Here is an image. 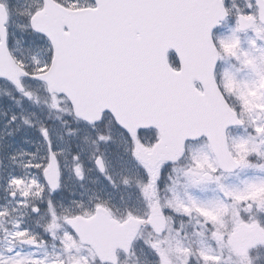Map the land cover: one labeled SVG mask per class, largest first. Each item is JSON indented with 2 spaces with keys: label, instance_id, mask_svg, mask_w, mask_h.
Wrapping results in <instances>:
<instances>
[{
  "label": "snow or ice",
  "instance_id": "1",
  "mask_svg": "<svg viewBox=\"0 0 264 264\" xmlns=\"http://www.w3.org/2000/svg\"><path fill=\"white\" fill-rule=\"evenodd\" d=\"M23 15L29 50L46 44V57H34L31 65L16 58L12 50L18 38L5 20L0 60L14 72L0 68V83L28 100L32 93L24 84H44L48 107L69 117L62 126L73 141L54 148L42 126L43 155L27 154L26 171L19 175L0 173V217L21 208L28 217L4 229L0 264H49L47 252L40 251L49 241L56 249L51 264H116L117 249L123 256L137 248L149 264H170L173 240L183 264H221V256L182 245L186 221L198 218L204 234L220 245L229 235L264 233L258 219L264 216V196L251 195L264 192V65L258 67L240 50L236 36L251 31L250 47L264 60V48H257V42L264 45V0H243V6L236 0H39ZM229 18L235 22L231 37L214 42L212 30ZM170 52L178 68L171 66ZM222 57L256 72V83L241 86L230 75L217 82ZM79 129L85 132L83 143L74 139ZM231 129L247 135L232 137ZM106 131L123 139V155L109 151ZM66 171L82 189L70 198L61 195ZM92 171L99 189L87 196L83 181ZM236 171L253 173L242 190L221 183ZM205 185H216L221 196L200 201L192 193ZM121 186L135 203L117 214L119 204L99 193ZM229 213L233 231L225 234L220 229ZM176 221L181 230L173 227ZM145 232L149 239H143Z\"/></svg>",
  "mask_w": 264,
  "mask_h": 264
},
{
  "label": "flooded vegetation",
  "instance_id": "2",
  "mask_svg": "<svg viewBox=\"0 0 264 264\" xmlns=\"http://www.w3.org/2000/svg\"><path fill=\"white\" fill-rule=\"evenodd\" d=\"M38 2L39 0H0V6L2 7L4 16L2 17V14H0V23L2 18H4L3 22L7 20L12 30L15 31L18 40L15 43L12 51L13 55L18 59H20V57H44L47 54L46 44H42L39 47H32L31 50H29L23 30V24L25 22V17L23 14L35 8ZM236 3L240 6H243V0H236ZM234 27V20L229 18L227 22L222 24L220 28L214 31V42L216 39H225V37L229 38L232 35V29ZM236 36L240 42V50L242 52L250 51V54L254 58L259 59L258 54L260 52L250 47L249 44V41L254 39L253 33L251 31L239 32L236 33ZM257 48H264V45H261L259 42H257ZM228 59L229 64L234 68L243 69L238 60L230 57H228ZM28 64L29 63L25 65ZM0 85L2 87L0 88V173L7 175L9 172H11L14 175H19L20 172L26 171L25 165L30 159L29 155H43V139L38 131V129L42 126L48 128L53 140L54 148H64L69 141H73V137L66 134L67 129L65 127L60 129L59 127V125H62L63 122L69 120V118L58 120L57 117L59 116L55 114L53 110H51L50 113H46L42 109V106L39 104V100H28L22 94L17 93L16 90L10 85L2 83H0ZM38 85L45 88L43 84ZM31 86L33 87V90L29 91L30 84L25 83V91L34 92L37 94L38 89L36 86ZM48 103L50 104L49 97ZM13 117L15 118L14 120ZM24 121H27L28 124L25 125ZM235 130L237 129L229 130L230 135L234 133L233 131ZM76 135H79V133L75 132V141L83 143L84 138L76 137ZM62 159L67 160L68 168L70 169L72 166L71 157L65 153L64 156H62ZM90 176V180L84 179L83 181V191L86 192L87 196H93V194L98 192L99 189L96 172H87L85 178H89ZM78 183L79 182L71 174V172L66 171L64 177V191L61 195L66 198H70L73 191L79 193L82 189L79 188ZM99 194L103 199L112 198L118 204V188L114 191L110 190L108 193ZM3 195V181H0V204L4 202L2 199ZM9 207H11V205ZM120 209L121 206L119 205L117 214L118 211H121ZM26 212V209L21 208L17 212H10L7 217H0V236L3 235V231L6 227L11 226L12 223L21 218V216L24 217L25 222H28V217L24 215ZM147 237L148 239L150 238V233L145 232L143 238L146 239ZM4 246L3 240L0 239V248H3ZM231 250L233 251L232 247ZM40 251L42 253L47 252L49 264H51L52 257L56 251V249L53 247V242L49 241L47 247L45 249H41ZM94 251H96L98 254H101L102 256H106L108 254V250L106 248H94ZM136 251L138 253L142 252L139 248ZM248 255L249 251L247 252V256ZM234 256L243 264L247 261L240 259L235 253ZM125 257H128V255L121 256L120 251L117 249L113 255V260L116 262V264H127Z\"/></svg>",
  "mask_w": 264,
  "mask_h": 264
},
{
  "label": "rangeland",
  "instance_id": "3",
  "mask_svg": "<svg viewBox=\"0 0 264 264\" xmlns=\"http://www.w3.org/2000/svg\"><path fill=\"white\" fill-rule=\"evenodd\" d=\"M231 37V36H230ZM229 37V38H230ZM225 39H228V37H225ZM247 43V42H246ZM242 49V47H241ZM244 49V48H243ZM246 52V51H245ZM249 55L253 57L250 54V51H248ZM259 59L255 58L257 66L264 65V60L261 59L262 54H258ZM46 56L35 58L37 60H44ZM254 58V57H253ZM20 60H23L25 64L29 63L28 65L33 64L34 60L33 57L28 58H21ZM223 61L225 63V66L227 67L226 71L224 72V75H230L234 77V79L243 85L253 86L258 77L256 72L252 71L251 69H236L232 65L229 64L228 57H223ZM241 64V63H240ZM38 86V87H37ZM36 88L38 89L37 94L34 92L32 93V99L33 101L39 100V104L42 106V109L46 113H50L51 109L48 107V99L46 97V92L43 87L39 86L37 84ZM0 88L1 85H0ZM33 90V87L30 85L29 91ZM60 119H67L69 118L64 111H56ZM60 129H62V125H59ZM74 128L77 126L73 125ZM76 133H79V135H76V137H85V132L83 129H79L75 131ZM232 137H241L246 136V132L243 129H237L233 131ZM106 134L111 136V140L109 144L107 145L110 152H112L114 155H123L125 152V143L123 139L120 137L119 134L115 133L114 131H106ZM146 138V137H144ZM145 143L150 142V139H144ZM124 175H131V172L125 171L123 173ZM253 173L250 171H238L235 174L226 175L224 178H222L221 183L226 185L229 188L233 189H243L244 188V181L250 180L252 178ZM85 180H90L91 176L89 178H84ZM119 183V180H118ZM181 192V195H183V190L179 189ZM130 190L125 189L123 186L118 187V204L121 206L120 210H123L125 205L132 206L135 203V200H129ZM195 195L200 201L202 202H208V201H214L217 198L221 196V194L216 190V185H205L199 192L192 193ZM133 197H135V193H132ZM162 197L165 195L164 193H161ZM252 198L262 197L264 196V192L262 191H256L253 192ZM124 197V203L120 204V197ZM241 218L245 222H249L248 215L241 210L240 212ZM262 224H264V216L258 218ZM187 228L189 229L188 233L184 236L183 233L179 239L181 240L182 245L185 248H191L194 251L199 250L201 252L207 253L209 255L213 256H221V264H243L241 261L237 260L234 256L233 251L230 247L229 242V236L228 239L222 244H219V241L216 238L211 237L210 235H205V230L200 227L198 218L193 217L191 220H188L186 222ZM184 228L182 227V230ZM181 230V229H180ZM221 232L225 234L232 233L233 231V216L231 213L224 216L223 219V225L220 229ZM145 239V238H143ZM148 239V237L146 238ZM138 249V248H137ZM134 249L128 257H125V261L127 264H149V257L144 253H138ZM169 259L170 264H183V256L179 254L176 250L175 240H173L171 245V250L169 252ZM247 264H263L264 262V246L254 249L250 252V254L247 257Z\"/></svg>",
  "mask_w": 264,
  "mask_h": 264
},
{
  "label": "water",
  "instance_id": "4",
  "mask_svg": "<svg viewBox=\"0 0 264 264\" xmlns=\"http://www.w3.org/2000/svg\"><path fill=\"white\" fill-rule=\"evenodd\" d=\"M3 24L0 23V29H2ZM217 28V27H216ZM214 28L213 30H215ZM212 30V32H213ZM2 34V33H0ZM174 55L175 53L172 52ZM178 65L179 60L177 59ZM0 68H6V70L12 74L14 72V69L12 65H5L3 64L2 60H0ZM231 243L233 245V248L235 252L242 258L245 257V254L249 248H253L257 245H264V233L260 232H242L239 234L232 235L231 237Z\"/></svg>",
  "mask_w": 264,
  "mask_h": 264
},
{
  "label": "trees",
  "instance_id": "5",
  "mask_svg": "<svg viewBox=\"0 0 264 264\" xmlns=\"http://www.w3.org/2000/svg\"><path fill=\"white\" fill-rule=\"evenodd\" d=\"M172 66H175L176 67V63L174 62V63H172ZM258 248V247H257Z\"/></svg>",
  "mask_w": 264,
  "mask_h": 264
}]
</instances>
